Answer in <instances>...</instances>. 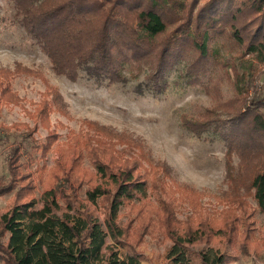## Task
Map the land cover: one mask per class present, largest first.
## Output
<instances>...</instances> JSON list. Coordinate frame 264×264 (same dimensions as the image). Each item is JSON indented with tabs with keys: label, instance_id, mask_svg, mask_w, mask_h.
<instances>
[{
	"label": "rangeland",
	"instance_id": "rangeland-1",
	"mask_svg": "<svg viewBox=\"0 0 264 264\" xmlns=\"http://www.w3.org/2000/svg\"><path fill=\"white\" fill-rule=\"evenodd\" d=\"M15 13L14 0H0V69L11 71L6 84L15 94L1 103L0 178L9 181L7 154L18 142L24 146L25 172L30 173L32 196L39 205L41 194L54 187L63 205L60 215L88 217L106 229L104 202L93 204L86 192L102 182L95 160L112 159L147 180L146 194L126 201L118 220L129 247L144 262L167 264L174 242L169 225L182 232L206 224L210 241L188 246L190 264H202V252L226 255L221 264H264V211L252 198L246 209L222 200L229 190L225 140L213 127L199 135L181 120L185 114L202 118L214 108L220 117H229L219 105L237 94L235 72L246 78L254 73L251 91L264 90V61L253 54L242 56L243 48L234 45L228 27L221 30L216 25L207 43L216 58L206 73L191 74L188 60H182L166 74L163 88L150 84L146 65L141 71L127 65L126 81L96 80L85 71L73 81L54 71ZM49 85L57 88V99L48 92ZM45 99L53 103L46 113L48 125L44 116L35 114ZM234 160L237 165L239 156L234 154ZM17 189L0 196V215L14 203ZM68 201L74 205L71 210L66 208ZM229 215L235 228L231 240L219 236ZM114 243L108 238L109 245ZM117 245L127 252V247Z\"/></svg>",
	"mask_w": 264,
	"mask_h": 264
},
{
	"label": "trees",
	"instance_id": "trees-1",
	"mask_svg": "<svg viewBox=\"0 0 264 264\" xmlns=\"http://www.w3.org/2000/svg\"><path fill=\"white\" fill-rule=\"evenodd\" d=\"M16 18L37 40L58 74L77 80L82 71L96 80L110 83L126 81L127 65L137 71L148 66L150 84L166 87V74L188 60L191 74L208 72L216 56L208 40L216 25L227 30L242 56L253 54L264 61V0H14ZM1 19V18H0ZM0 116L2 98L15 94L6 84L11 71L0 69ZM140 73V72H139ZM237 94L221 103L230 113L220 117L216 108L204 117L182 116V125L196 134L213 127L227 145V195L222 200L246 209L248 198L264 211V90L251 91L250 78L238 71L234 75ZM197 79V77L195 78ZM248 82V83H247ZM150 86V85H149ZM48 92L57 99V88ZM47 92V93H48ZM53 103L42 101L35 114L44 116ZM9 128V127H7ZM23 145L15 143L7 154L10 179L0 178V196L17 189L12 206L0 215V262L3 264H147L133 250L119 224L121 206L143 197L147 180L135 175L127 165L98 158L97 174L102 182L89 187L86 196L93 204L103 201V225L80 215L59 214L63 209L59 190L51 187L41 194V205L33 197L35 185L22 160ZM48 147V144L44 148ZM234 154L239 156L236 165ZM74 167L70 170L73 172ZM67 180L70 176L66 175ZM80 178V177H79ZM78 179V178H77ZM27 181V182H26ZM23 182H26L24 185ZM60 186V185H59ZM66 208H74L71 201ZM232 208L227 211L232 212ZM167 231L173 246L167 264H190L188 246L210 241L208 226L178 231L174 224ZM235 228L230 215L219 229V236L231 240ZM108 238L115 241L108 244ZM117 244L127 247L122 252ZM226 255L202 252V264H221Z\"/></svg>",
	"mask_w": 264,
	"mask_h": 264
}]
</instances>
